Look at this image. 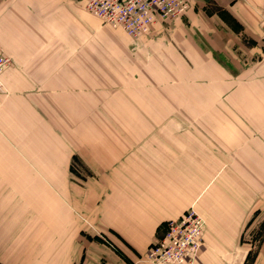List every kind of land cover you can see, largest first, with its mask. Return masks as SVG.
Instances as JSON below:
<instances>
[{
	"label": "crops",
	"instance_id": "1",
	"mask_svg": "<svg viewBox=\"0 0 264 264\" xmlns=\"http://www.w3.org/2000/svg\"><path fill=\"white\" fill-rule=\"evenodd\" d=\"M85 2L0 0V46L12 59L1 74L0 252L7 255L0 262L20 264L25 253L29 259L39 221L45 235L61 237L67 264L69 238L78 252L84 235L83 216L112 233L123 252L107 264H132L133 253H145L169 220L194 207L206 219L195 264H264V238L257 249L241 244L264 189V0H207V95L221 94V108L236 115L139 118L134 132L131 118L91 117L85 126L69 111L83 109L85 95L109 86L108 78L129 75L122 64L101 67L100 45L115 49L117 38L101 40ZM118 41L130 45L129 37ZM227 95L233 100L223 102ZM101 124L107 133L94 127ZM75 155L85 177H69ZM56 156L59 202L36 198V189H52Z\"/></svg>",
	"mask_w": 264,
	"mask_h": 264
},
{
	"label": "rangeland",
	"instance_id": "2",
	"mask_svg": "<svg viewBox=\"0 0 264 264\" xmlns=\"http://www.w3.org/2000/svg\"><path fill=\"white\" fill-rule=\"evenodd\" d=\"M189 1L191 7L186 15L174 19L159 18L143 33L133 37L121 27L106 24L102 18L89 12L86 7V0L84 9L98 20L101 40L107 41L109 38H117L116 42L118 44L116 43L115 49L109 43L100 45L101 67L108 65V67L116 68L115 64H122L121 68L129 72V75L126 77H110L107 79L109 86H101V90L85 95L86 101L83 109L69 110L72 112L73 118L77 119V122L81 120L86 126L88 125L86 123L91 122L89 121L91 117L131 118L130 126L134 132L139 131L137 127H141L133 125L139 118L151 120V118L161 117H219L221 115L220 111L225 116L236 115L233 109L221 108V94H214L213 97L215 95L217 97L213 99H211L210 94L207 95V0ZM192 5H194L193 11H191ZM106 26L115 30L106 32ZM128 37L130 45H125L123 42L119 44L121 41H118V38ZM127 48H130V53ZM192 48L193 50H191ZM107 52L110 55H107ZM114 58H116V61H113ZM11 64L12 59L8 66ZM0 81L1 91L4 87L1 76ZM85 87L87 88V84H85ZM90 88L89 86V90ZM227 100H233V96H225L223 102ZM67 119L73 121L70 117ZM18 127L21 129L25 125ZM94 127H99L102 134L107 133V129H109L108 124ZM118 127L121 126L118 125ZM149 127L159 128L161 125L151 124ZM36 128H38V125H36ZM9 131L17 132L12 126H9ZM38 132L39 129H36V133ZM51 133L54 155L61 154L59 142L57 144L54 139L58 136L54 131ZM19 134L21 137H27L21 131H19ZM56 157L58 161H53L52 168L54 171L51 174V183L49 184L52 189H36V198L44 199L45 194L47 200L59 202L60 190L57 187L60 186L62 173L58 167L60 166V157ZM78 166L75 155L69 165V177L76 179L77 174L84 176L85 172H83L81 164L80 169H78ZM42 179L44 180V178ZM41 184L43 183L36 182V185ZM8 191L11 193V190ZM251 192L252 190L246 189L245 196L251 197ZM254 195L256 194L254 193ZM260 195L259 208L257 210L253 208V211L249 214V220L241 237L242 245L255 247L254 249H257L264 238V189L260 190ZM72 196L74 197L75 193L69 197ZM81 218L79 224H83L81 227L84 235L79 237L81 242L78 243V252L75 251L76 239L69 238L68 243L72 251L68 252L67 264H107L112 260L116 262L114 257L118 259L124 257L123 252L116 245L112 233L83 216ZM36 224L39 225L37 228L41 229V234L30 238V241L32 240L35 245V252L30 253L29 259L27 258L28 254L25 253V259L21 258L20 264H27L28 261H30V264H61V237L59 235H45L43 233V228H45L43 223L37 221ZM17 238H13L12 242ZM3 253L0 252V258L7 255ZM145 253H133L136 259L131 263L139 264V261H145ZM32 255L35 256L33 261L31 260ZM127 263L130 264V262ZM0 264L4 263L0 262Z\"/></svg>",
	"mask_w": 264,
	"mask_h": 264
},
{
	"label": "built area",
	"instance_id": "3",
	"mask_svg": "<svg viewBox=\"0 0 264 264\" xmlns=\"http://www.w3.org/2000/svg\"><path fill=\"white\" fill-rule=\"evenodd\" d=\"M87 10L114 27L137 37L157 19H174L187 14L189 0H87ZM261 43L264 47V14ZM11 58L0 46V76ZM1 86V81H0ZM205 217L194 207L166 223L164 234L145 253L148 264H195L203 247Z\"/></svg>",
	"mask_w": 264,
	"mask_h": 264
}]
</instances>
